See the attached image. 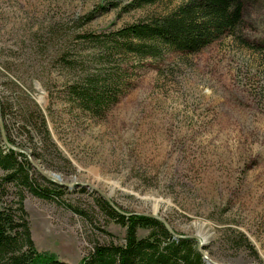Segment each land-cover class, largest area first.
<instances>
[{
	"label": "rangeland",
	"instance_id": "374dc122",
	"mask_svg": "<svg viewBox=\"0 0 264 264\" xmlns=\"http://www.w3.org/2000/svg\"><path fill=\"white\" fill-rule=\"evenodd\" d=\"M133 2L0 0L5 132L48 175L79 183L60 198L10 185L5 201L23 192L38 250L70 263L95 243L124 242L126 228L97 200L104 197L129 215L154 214L178 234L198 236L214 262L264 264V0H246L250 43L229 35L197 53L159 48L158 57L117 48L113 35L180 0ZM113 74L122 77L117 93L97 112L68 91ZM33 102L51 144L25 124ZM2 136L0 124L5 150Z\"/></svg>",
	"mask_w": 264,
	"mask_h": 264
},
{
	"label": "trees",
	"instance_id": "16d2710c",
	"mask_svg": "<svg viewBox=\"0 0 264 264\" xmlns=\"http://www.w3.org/2000/svg\"><path fill=\"white\" fill-rule=\"evenodd\" d=\"M166 1L176 0H134L131 7L139 8ZM245 10L246 0H180L175 8L166 13L121 28L113 35V39L119 41L117 48L153 57L163 54L158 52L159 48L168 52L197 53L229 35L250 43L244 38L243 32L247 25ZM121 78L113 74L102 83L90 81L87 88L73 85L68 91L79 98L85 109L97 112L111 102L110 95L117 93L115 87ZM33 104V111L29 112L28 108L25 110V124H30L29 132L33 138L38 136L41 144H49L51 136L46 117L35 102ZM6 134L13 145H18ZM2 144L5 150L0 148V170L3 171L0 173V264H207L195 238H176L161 220L121 212L104 197H97L100 205L111 218L126 228L123 243H95L78 263H70L39 251L23 205L24 193L20 192L14 203H7L5 196L9 186L26 187L35 195L45 198H60L66 188L50 180L51 187L41 186L32 173L33 165L29 158L9 148L4 142ZM33 156L40 159L36 153ZM75 211L86 214L80 208H75ZM141 229L148 230V235L140 237Z\"/></svg>",
	"mask_w": 264,
	"mask_h": 264
},
{
	"label": "water",
	"instance_id": "95a60500",
	"mask_svg": "<svg viewBox=\"0 0 264 264\" xmlns=\"http://www.w3.org/2000/svg\"><path fill=\"white\" fill-rule=\"evenodd\" d=\"M0 124H1V131H2V134H3V136H2V138H3V142L9 147V148H12V149H14V150H16V151H18V152H22V150L20 149V148H18V147H16L15 145H13L9 140H8V138H7V134H6V132H5V129H4V126H3V121H2V118H1V116H0ZM30 162H31V164L33 165V167L34 168H36L43 176H45V178H47L48 180H51V181H53L54 183H57V184H59V185H61V186H65V187H68V188H73L75 185H79V183H77V182H68V181H63V180H61V179H56V178H53L52 176H50V175H48L45 171H43V169H41L37 164H36V162L32 159V158H30ZM53 174V173H52ZM54 176L56 175V174H53ZM56 176H58V177H60L59 175H56ZM107 200L116 208V209H118L119 211H121V212H124V211H122L119 207H117L114 203H112L108 198H107ZM124 213H126V212H124ZM127 214V213H126ZM145 215H147V216H151V217H155V218H157V219H159V220H161L165 225H166V227H167V229L176 237V238H179V237H184L183 235H181V234H178L177 232H175V230L172 228V226L168 223V221L166 220V219H164V218H162V217H160V216H157V215H154V214H145ZM190 237H192V238H197L198 239V236H194V235H192V236H190ZM203 244L202 243H200L199 244V246H198V250L203 254V257H204V260L206 261V263L207 264H209L210 262L211 263H213V264H220V263H217V262H214L213 260H211L210 258H209V256H207L206 254H205V251H203Z\"/></svg>",
	"mask_w": 264,
	"mask_h": 264
},
{
	"label": "bare ground",
	"instance_id": "6f19581e",
	"mask_svg": "<svg viewBox=\"0 0 264 264\" xmlns=\"http://www.w3.org/2000/svg\"><path fill=\"white\" fill-rule=\"evenodd\" d=\"M52 176H53V175H52ZM54 177H55V178H60L61 176H60V177H58V176H57V177H56V176H54ZM209 264H213V263H209Z\"/></svg>",
	"mask_w": 264,
	"mask_h": 264
}]
</instances>
